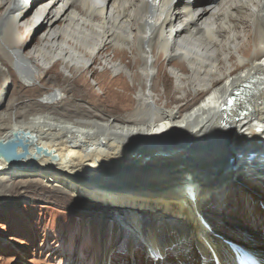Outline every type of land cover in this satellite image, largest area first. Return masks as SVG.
I'll return each mask as SVG.
<instances>
[{
    "label": "bare ground",
    "instance_id": "6f19581e",
    "mask_svg": "<svg viewBox=\"0 0 264 264\" xmlns=\"http://www.w3.org/2000/svg\"><path fill=\"white\" fill-rule=\"evenodd\" d=\"M96 66L135 98L97 103L91 93L81 105L80 81ZM59 67L63 84L46 85ZM9 83L19 85L6 101ZM238 88L249 97L228 103ZM19 131L57 160L36 156L35 169L0 160V186L54 183L101 205L102 216L125 212L145 264H232L213 210H232L244 186L264 188V0H0V139ZM244 207L253 217L254 206ZM157 210L181 222L164 240L152 227L144 234L138 216ZM102 216L98 227L109 232ZM242 236L264 258L259 242Z\"/></svg>",
    "mask_w": 264,
    "mask_h": 264
},
{
    "label": "rangeland",
    "instance_id": "374dc122",
    "mask_svg": "<svg viewBox=\"0 0 264 264\" xmlns=\"http://www.w3.org/2000/svg\"><path fill=\"white\" fill-rule=\"evenodd\" d=\"M35 36L28 41L30 47L35 44ZM94 69L97 71L95 75L91 72L85 74L87 82L80 81L76 100L81 105L90 106L88 100L85 102L81 99L87 98L91 93L96 94L94 101L97 103L107 98L114 102L118 97L135 98V95L127 88L115 85L113 75H100L102 67L96 66ZM170 72L171 69L164 68L161 74L169 77L167 80L169 84L175 81L173 77L171 78ZM63 76L65 73L61 67L53 68L49 71L45 83L51 85L57 77L56 82L62 85ZM79 78L80 76L77 77ZM95 80L102 83V90L95 85ZM125 80L128 87L133 85L129 77L126 76ZM18 85L19 83H16L15 87ZM67 86L69 88V84ZM15 87L8 84L5 91L6 101L12 96ZM159 91H163V84H160ZM108 105L99 107V110H110ZM119 108L116 114L126 115L121 105ZM229 175L231 176V173ZM2 176L4 175H0ZM19 181V178H12L6 188L0 186V264H145L147 259L143 251L145 246L140 239L138 240L139 237H136L138 234L135 235L132 232L130 220L125 212L110 208L111 210L102 216L103 214L97 210L101 205L95 204V207H98L95 208L81 203L80 199L70 198L66 193L56 189L54 183L47 188L40 186V183L19 184ZM237 197V200H234L235 203L231 204L230 213H222L224 216L219 215V210L214 207L213 224L220 227L215 237L230 246L235 244L232 242L234 240L241 243L243 234L247 238L249 235L250 239L259 242L254 247L264 250V241L260 235H257L264 232V222H262L264 188L259 190L251 185L244 186ZM247 200L255 208L252 213L254 216L251 218H248L245 212L244 206ZM138 212V216L144 222L142 223L143 233L146 234L147 227L155 228L159 231V238L163 237V240L168 238L165 231L169 230L172 222L176 225L181 224L174 216L162 215L158 210L153 213H150L152 211ZM100 216L103 219L107 216L109 232L103 230L105 226H102L103 229L98 227L101 221ZM219 216L220 221L217 219ZM230 217L231 219H227ZM103 219L102 222H104ZM253 221H257L260 228H250V223ZM235 232H240L241 236L236 237ZM132 238L136 241L130 245L129 240ZM243 243L246 246L250 245L247 242ZM104 248L108 252L106 257Z\"/></svg>",
    "mask_w": 264,
    "mask_h": 264
},
{
    "label": "water",
    "instance_id": "95a60500",
    "mask_svg": "<svg viewBox=\"0 0 264 264\" xmlns=\"http://www.w3.org/2000/svg\"><path fill=\"white\" fill-rule=\"evenodd\" d=\"M34 145V153L30 155L28 147ZM37 141L28 133L13 132L8 140L0 139V160L13 168L29 166L31 169L37 168V157L47 156L57 160L53 151H49L41 146H36ZM26 162V163H25Z\"/></svg>",
    "mask_w": 264,
    "mask_h": 264
}]
</instances>
